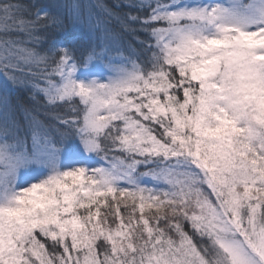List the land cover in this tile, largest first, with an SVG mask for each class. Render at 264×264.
<instances>
[{
    "label": "snow or ice",
    "instance_id": "1",
    "mask_svg": "<svg viewBox=\"0 0 264 264\" xmlns=\"http://www.w3.org/2000/svg\"><path fill=\"white\" fill-rule=\"evenodd\" d=\"M0 264H264V0H0Z\"/></svg>",
    "mask_w": 264,
    "mask_h": 264
},
{
    "label": "trees",
    "instance_id": "2",
    "mask_svg": "<svg viewBox=\"0 0 264 264\" xmlns=\"http://www.w3.org/2000/svg\"><path fill=\"white\" fill-rule=\"evenodd\" d=\"M46 2H49V3H57V2H60V0H46ZM106 2L111 3L112 0H106Z\"/></svg>",
    "mask_w": 264,
    "mask_h": 264
}]
</instances>
